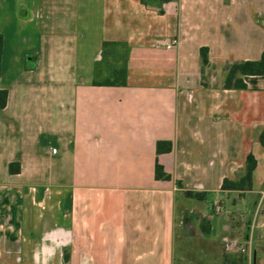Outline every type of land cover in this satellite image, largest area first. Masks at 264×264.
Masks as SVG:
<instances>
[{
  "label": "crops",
  "instance_id": "crops-1",
  "mask_svg": "<svg viewBox=\"0 0 264 264\" xmlns=\"http://www.w3.org/2000/svg\"><path fill=\"white\" fill-rule=\"evenodd\" d=\"M145 1L0 0V264H264V75L226 86L264 60V0ZM104 42L126 86L94 84Z\"/></svg>",
  "mask_w": 264,
  "mask_h": 264
},
{
  "label": "trees",
  "instance_id": "trees-1",
  "mask_svg": "<svg viewBox=\"0 0 264 264\" xmlns=\"http://www.w3.org/2000/svg\"><path fill=\"white\" fill-rule=\"evenodd\" d=\"M172 0H161V3H167ZM146 4L145 0H142ZM162 13V10H161ZM123 48L125 50L124 60L121 63H117L110 68L109 75L102 80H95L94 84L98 86H126L128 80V46L125 43L118 42H104L102 47V62L109 65L108 59L112 57L115 52ZM3 49V36L0 34V77H1V58ZM27 68L33 69L35 65L27 66ZM242 76H261L264 75V60L260 61H247L239 64H235L231 67L227 77L226 86L235 88H245V83L241 77ZM8 92L2 91L0 94V108H4L7 104ZM260 144L264 147V129L259 137ZM165 145V146H164ZM165 147V148H163ZM172 150L171 143H159L158 152ZM257 167V161L253 154H249L246 159V173L239 180L234 181L230 179H224L222 188L224 190H237V191H248L253 188V173ZM10 171L12 173L19 172V164H11ZM156 177L158 180H171V176L168 175L164 167L157 163L156 165ZM181 186V183H177ZM185 195L189 198L204 200L205 193L191 192L187 191ZM204 232H208L209 228H203Z\"/></svg>",
  "mask_w": 264,
  "mask_h": 264
},
{
  "label": "rangeland",
  "instance_id": "rangeland-1",
  "mask_svg": "<svg viewBox=\"0 0 264 264\" xmlns=\"http://www.w3.org/2000/svg\"><path fill=\"white\" fill-rule=\"evenodd\" d=\"M124 53H125V50L123 48H119L115 52V54L108 59L109 65H106L105 63H103V64L105 66L111 68L113 65H115L117 63H121L124 60ZM211 202H212V198L210 197L208 199L207 204H211ZM180 215L182 217H184V219L187 222H195V223L198 222L199 213L196 210L193 211V209H186V210L182 211V213H180ZM192 224L193 223H191V226H192ZM206 225H208V223L206 221H204L203 222V228H206Z\"/></svg>",
  "mask_w": 264,
  "mask_h": 264
},
{
  "label": "built area",
  "instance_id": "built-area-1",
  "mask_svg": "<svg viewBox=\"0 0 264 264\" xmlns=\"http://www.w3.org/2000/svg\"><path fill=\"white\" fill-rule=\"evenodd\" d=\"M175 42V41H173ZM53 154H56L57 153V149H53L52 150ZM215 211L216 212H219L220 211V207H216L215 208ZM236 248L238 252H240L241 254H246L248 255L249 254V249H247V247L245 245H240V244H234V243H231V242H227L225 243L224 245V250L226 253H230L233 251V249Z\"/></svg>",
  "mask_w": 264,
  "mask_h": 264
}]
</instances>
